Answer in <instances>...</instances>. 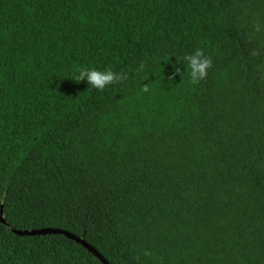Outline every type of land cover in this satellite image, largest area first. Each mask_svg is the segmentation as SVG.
Returning <instances> with one entry per match:
<instances>
[{
  "label": "trees",
  "instance_id": "trees-1",
  "mask_svg": "<svg viewBox=\"0 0 264 264\" xmlns=\"http://www.w3.org/2000/svg\"><path fill=\"white\" fill-rule=\"evenodd\" d=\"M197 48L207 78L170 80ZM257 48L264 0H0V264H103L10 226L110 264H264Z\"/></svg>",
  "mask_w": 264,
  "mask_h": 264
},
{
  "label": "clouds",
  "instance_id": "clouds-1",
  "mask_svg": "<svg viewBox=\"0 0 264 264\" xmlns=\"http://www.w3.org/2000/svg\"><path fill=\"white\" fill-rule=\"evenodd\" d=\"M254 31L259 33L262 30V26L259 23L253 25ZM261 49L257 48L251 52L253 57L261 56ZM178 59V58H177ZM179 64L186 65V72L190 78V83L193 85L199 84L202 80L207 78L208 70L212 67L213 61L210 57L206 56L204 51L200 48H197L191 54L185 55L182 58L181 62H177V65L174 66L173 73L169 76L170 80H175L177 75H180L183 79L185 71L181 70ZM145 68V65L141 63L140 67L137 69V72H142ZM77 73L74 75V81L77 83L87 81L89 88H94L98 91H104L109 85L120 84L123 81L128 79L126 73H117L111 69H106L104 71H99L97 69L89 68H79ZM143 92L149 91V85L145 83L142 87ZM145 255H150L149 252H145Z\"/></svg>",
  "mask_w": 264,
  "mask_h": 264
},
{
  "label": "water",
  "instance_id": "water-1",
  "mask_svg": "<svg viewBox=\"0 0 264 264\" xmlns=\"http://www.w3.org/2000/svg\"><path fill=\"white\" fill-rule=\"evenodd\" d=\"M0 222L5 223L2 216L0 217ZM9 229L14 232L17 235L20 236H40V235H64L70 240L80 244L82 247L87 249L90 253H92L96 258H98L103 264H110L103 256L102 254L96 250L93 246L88 244L82 237H79L75 234H72L70 232L61 230V229H55V228H44V229H32V230H22L18 231L11 226Z\"/></svg>",
  "mask_w": 264,
  "mask_h": 264
}]
</instances>
